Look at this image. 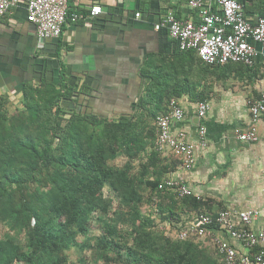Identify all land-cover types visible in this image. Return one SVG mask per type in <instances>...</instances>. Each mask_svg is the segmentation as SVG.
Here are the masks:
<instances>
[{"label":"trees","instance_id":"trees-1","mask_svg":"<svg viewBox=\"0 0 264 264\" xmlns=\"http://www.w3.org/2000/svg\"><path fill=\"white\" fill-rule=\"evenodd\" d=\"M255 69L212 65L192 49L150 54L145 93L119 117L66 106L83 90L64 70L57 82L25 83L18 101L0 91V264H226L198 235L178 236L189 227L185 215L213 216L215 205L161 187L182 160L156 149V119L173 98L209 101L216 86ZM73 251L82 254L76 261Z\"/></svg>","mask_w":264,"mask_h":264},{"label":"crops","instance_id":"crops-1","mask_svg":"<svg viewBox=\"0 0 264 264\" xmlns=\"http://www.w3.org/2000/svg\"><path fill=\"white\" fill-rule=\"evenodd\" d=\"M28 1L20 0L0 18V91L18 101L25 83L39 84L43 78L57 82L64 70L67 83L83 90L65 100V105L108 117L136 111V103L145 93L142 67L150 54L173 57L182 51L178 40L166 28L156 29V24L169 12L179 19L200 20V12L190 8L187 0H68L69 12L81 18L69 20L60 37L40 46L36 27L27 18ZM241 1L246 16L256 22L264 12V0ZM97 4L103 13L93 16L91 8ZM137 12L141 15L136 16ZM254 66L250 75L237 77L249 85L220 100H210L211 109L199 123L197 102L186 94L177 98L185 117L174 129H184L190 140H196L203 124L208 145L200 150L192 168L180 165L170 175L186 181L199 198L214 201L213 216L223 208L238 212L264 206V114L256 142L237 137L239 130L249 126V101L264 93V60L259 59ZM198 219L192 212L183 221L196 224ZM253 226L259 230V223ZM213 232L239 253H247L224 229L214 226ZM199 242L209 248L215 243L211 236Z\"/></svg>","mask_w":264,"mask_h":264},{"label":"built area","instance_id":"built-area-1","mask_svg":"<svg viewBox=\"0 0 264 264\" xmlns=\"http://www.w3.org/2000/svg\"><path fill=\"white\" fill-rule=\"evenodd\" d=\"M19 2L0 0V18ZM187 3L190 8L200 12L199 22L179 19L174 12H169L156 24V29L166 28L170 36L178 40L181 50H196L203 61L212 65L242 62L254 66L259 59L264 60V16H259L256 22L250 20L241 0H187ZM102 13L101 5L92 6L93 16ZM140 15V12L136 13V16ZM27 18L35 25L38 44L43 46L47 40L60 37L66 23L69 20L77 21L81 15L69 12L68 0H29ZM210 109L209 101L197 103L200 118H205ZM249 110V126L239 130L237 137L253 143L259 139V120L264 114V93L249 101ZM184 117V107L173 98L168 112L156 119L159 134L155 143L159 152L178 156L182 166L190 169L200 150L208 145L207 127L200 124L196 140H190L184 129H174V124L181 122ZM163 186L174 189L180 197L194 194L186 181L172 175L165 179ZM256 223H259V230L254 229ZM213 226H219L233 239L241 242L247 253H239L232 244L215 236ZM190 234L213 237L226 264H264V206L238 212L223 208L217 216L202 214L196 224L189 223V227L178 236L185 239ZM255 248L258 251L252 257L250 252Z\"/></svg>","mask_w":264,"mask_h":264},{"label":"rangeland","instance_id":"rangeland-1","mask_svg":"<svg viewBox=\"0 0 264 264\" xmlns=\"http://www.w3.org/2000/svg\"><path fill=\"white\" fill-rule=\"evenodd\" d=\"M248 85H249L248 82H242L238 78H232V79H230V81L228 83V86H226V87L225 86H220V85L216 86L215 93H214L213 98L211 99V101L212 100L213 101H217V100L222 99L224 97V95H227V94L231 95V94H233L235 92H239L240 90L244 89V87H247ZM244 100H245L244 95H242V98H240V101L242 102V104L244 103ZM124 160L125 159L123 157H121V158L118 159V163L122 164L124 162ZM147 209H148L147 207L144 208V210H147ZM162 225H164L166 227L165 231L168 232V234L171 235L172 234L171 233L172 232L171 231L172 228H171L170 223L169 222H165ZM5 229H6L5 226L0 224V237H3ZM100 232H101V227L96 226V227H94L93 232H92L91 235H92V237H96L97 235L100 234ZM208 237H210V236H208ZM202 239H204V238H202ZM209 239H211V238H209ZM212 243H213V241H212ZM212 246H213L212 250H213V248L215 249V246L213 244H212ZM86 253H87V255H90L91 251L87 250ZM81 256H82L81 253L79 254V252H76V251L74 252L73 251L72 254L70 255L69 259L70 260L72 259L73 261H76L77 258H80Z\"/></svg>","mask_w":264,"mask_h":264},{"label":"bare ground","instance_id":"bare-ground-1","mask_svg":"<svg viewBox=\"0 0 264 264\" xmlns=\"http://www.w3.org/2000/svg\"><path fill=\"white\" fill-rule=\"evenodd\" d=\"M178 100V99H177ZM179 102V101H178ZM210 102V101H209ZM200 117V116H199ZM202 118H200V120H201ZM171 176V175H170ZM167 177H169V176H167ZM193 195H195V193L193 194ZM221 211V210H220ZM189 224V223H188ZM201 238H205V237H201ZM214 245H215V243H214Z\"/></svg>","mask_w":264,"mask_h":264},{"label":"water","instance_id":"water-1","mask_svg":"<svg viewBox=\"0 0 264 264\" xmlns=\"http://www.w3.org/2000/svg\"><path fill=\"white\" fill-rule=\"evenodd\" d=\"M197 120H198V123L200 122V117L199 116H197Z\"/></svg>","mask_w":264,"mask_h":264}]
</instances>
